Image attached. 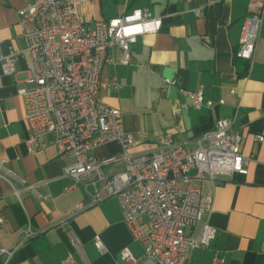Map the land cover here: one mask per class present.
<instances>
[{
	"label": "crops",
	"instance_id": "crops-1",
	"mask_svg": "<svg viewBox=\"0 0 264 264\" xmlns=\"http://www.w3.org/2000/svg\"><path fill=\"white\" fill-rule=\"evenodd\" d=\"M35 1L0 0V163L14 174L8 180L0 178V218L4 220L0 248H15L10 258H0V264H64L69 255L74 264H131L122 258L123 249L137 259L144 250L126 226L118 199L106 198L74 214L80 204L91 202L89 194L98 187L77 184L73 188L64 170L74 159H57L50 143L34 153L25 145L30 129L18 90L30 87L29 56L23 53L18 12ZM75 1L89 23L137 9L162 18L160 32L142 36L132 46L130 65H106L101 73L99 100L122 111L125 130L136 141L134 153L154 150L167 133L193 149L195 138L212 130L220 119L233 120L242 136L241 152L249 159L246 176L221 177L216 182L195 173L190 176L188 186L215 196L207 219L217 235L210 247L194 250L187 264H211L214 254L226 264H264V20L248 71V62L234 57L248 0ZM10 52L22 53L16 73L4 75L2 64ZM166 68L176 71L174 80L181 79L183 89L193 93L202 89L214 107H183L190 99L180 92L178 98H169L163 78ZM114 78L117 89L111 86ZM120 152V146L112 143L92 155L104 160ZM121 169V165L115 168ZM141 222L148 229L146 218ZM202 226L199 222L187 234L196 238ZM29 229L36 235L20 245ZM97 237L104 244L101 253L94 245Z\"/></svg>",
	"mask_w": 264,
	"mask_h": 264
},
{
	"label": "built area",
	"instance_id": "built-area-1",
	"mask_svg": "<svg viewBox=\"0 0 264 264\" xmlns=\"http://www.w3.org/2000/svg\"><path fill=\"white\" fill-rule=\"evenodd\" d=\"M18 15L25 43L23 53L29 56L30 87L18 90L30 129L25 145L34 153L50 143L57 159H74L64 170V176L73 180V188L77 184L98 187L89 194L91 202L80 204L74 214L106 198H117L126 226L144 250L137 259L128 248L123 249L122 258L131 264L143 260L187 264L194 250L210 247L217 231L207 218L213 211L215 196L204 195L202 190L187 184L192 173L212 182L221 177L234 179L248 174L249 159L241 152L243 139L234 129L233 120H218L212 130L195 138L193 149L167 133L158 139L154 150L134 153L136 141L125 130L122 111L102 103L98 96L105 66L130 65L132 46L140 37L160 32L162 18L137 9L120 17L89 23L75 0H37ZM197 15L203 16L202 12ZM263 20L264 0H248L239 46L234 53L235 59L248 62V71L254 64ZM21 53L10 52L4 58V75L16 73ZM182 83L181 79L167 82L190 99L183 107L196 110L214 107L215 103L206 99L202 89L189 92ZM111 86L118 88L116 78ZM112 143L120 146L119 155L104 160L92 155L98 148ZM119 165L122 169L116 171ZM12 177L14 174L5 163H0V178ZM142 218H146L148 229L144 228ZM199 222H203L199 235L189 236L187 230ZM3 224L0 218V226ZM35 235L29 229L20 245ZM94 245L100 253L103 251L99 237ZM14 249L0 248V258H10ZM64 264H74L73 256H67ZM211 264L226 263L214 254Z\"/></svg>",
	"mask_w": 264,
	"mask_h": 264
},
{
	"label": "water",
	"instance_id": "water-1",
	"mask_svg": "<svg viewBox=\"0 0 264 264\" xmlns=\"http://www.w3.org/2000/svg\"><path fill=\"white\" fill-rule=\"evenodd\" d=\"M175 74L176 71L174 69L171 68H166L163 72V78L167 81V82H173L174 78H175ZM169 98H178L179 96V89L175 88L174 86L170 85L169 86Z\"/></svg>",
	"mask_w": 264,
	"mask_h": 264
},
{
	"label": "trees",
	"instance_id": "trees-1",
	"mask_svg": "<svg viewBox=\"0 0 264 264\" xmlns=\"http://www.w3.org/2000/svg\"><path fill=\"white\" fill-rule=\"evenodd\" d=\"M183 76H184V75H183ZM183 76H182V77H183ZM183 78H184V77H183Z\"/></svg>",
	"mask_w": 264,
	"mask_h": 264
}]
</instances>
